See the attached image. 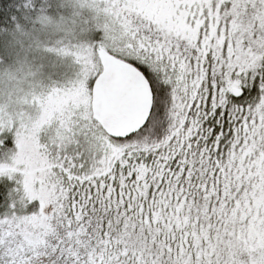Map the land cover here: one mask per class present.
<instances>
[{"label":"snow or ice","instance_id":"snow-or-ice-1","mask_svg":"<svg viewBox=\"0 0 264 264\" xmlns=\"http://www.w3.org/2000/svg\"><path fill=\"white\" fill-rule=\"evenodd\" d=\"M0 264H264V0H0Z\"/></svg>","mask_w":264,"mask_h":264}]
</instances>
